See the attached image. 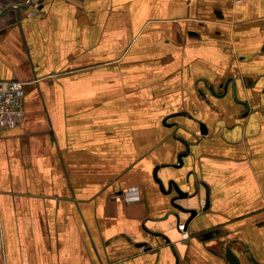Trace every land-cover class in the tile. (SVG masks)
Here are the masks:
<instances>
[{
    "label": "crops",
    "instance_id": "0c3cea01",
    "mask_svg": "<svg viewBox=\"0 0 264 264\" xmlns=\"http://www.w3.org/2000/svg\"><path fill=\"white\" fill-rule=\"evenodd\" d=\"M0 79V264H264V0H0Z\"/></svg>",
    "mask_w": 264,
    "mask_h": 264
},
{
    "label": "built area",
    "instance_id": "2783aa9c",
    "mask_svg": "<svg viewBox=\"0 0 264 264\" xmlns=\"http://www.w3.org/2000/svg\"><path fill=\"white\" fill-rule=\"evenodd\" d=\"M234 1L239 2L240 0ZM24 96V83L22 81L0 79V131L15 128L26 118ZM121 194L127 200L140 199L136 187L128 188V190L122 191ZM178 228L183 237L189 235L183 225L179 224Z\"/></svg>",
    "mask_w": 264,
    "mask_h": 264
},
{
    "label": "water",
    "instance_id": "95a60500",
    "mask_svg": "<svg viewBox=\"0 0 264 264\" xmlns=\"http://www.w3.org/2000/svg\"><path fill=\"white\" fill-rule=\"evenodd\" d=\"M30 1H31V3H33V2H37L38 0H30ZM227 87H228V85L226 84L225 85V91H226ZM240 102L246 106L247 110H249V105H248L247 102H243V101H240ZM200 129H202V132H204V133L207 132V128H206L205 124H201V128ZM181 140L186 144L187 147H186V151L181 152L179 154L178 163L173 164V166H176V167H179V166L183 165V157H186L190 153L189 144L186 143L185 140H183V139H181ZM165 166H170V164H166ZM158 169H159V167L157 166L155 168V170H153V171H154V178L159 183L160 189L166 194H171V193L175 192V194L171 198V203L174 206V208H176V212L174 214L176 216V218L180 219V212H184V213H189L190 214L189 218L186 220V223H185V227H187L188 224L190 223V221L198 214V210L195 209V208H186L182 204L178 203L177 200L182 199V198H186V197H189V196L196 195V194H198V191L194 192L193 194L190 195L189 192H186V191L182 190L180 188V186L177 183H175L174 180H171L169 182V184H168V187L166 188L165 184H163L164 182L161 180V178L158 177V173H157L159 171ZM209 200H210L209 199V193H208V189H207V191H206V202H205V205L203 207L204 210L209 208V204H210ZM179 224H180V220H179V223L177 225H179ZM165 238H166V240H169L168 237H165ZM233 242L234 241L231 240L230 242H228L226 244L225 257H226L227 261L229 262V264H242L240 258L238 257V255L231 248ZM140 245H143V244H140ZM247 258L251 262H253L254 264H263V263H260L259 260H257L254 257V255L251 254V253H249L247 255Z\"/></svg>",
    "mask_w": 264,
    "mask_h": 264
},
{
    "label": "bare ground",
    "instance_id": "6f19581e",
    "mask_svg": "<svg viewBox=\"0 0 264 264\" xmlns=\"http://www.w3.org/2000/svg\"><path fill=\"white\" fill-rule=\"evenodd\" d=\"M185 227V226H184Z\"/></svg>",
    "mask_w": 264,
    "mask_h": 264
}]
</instances>
